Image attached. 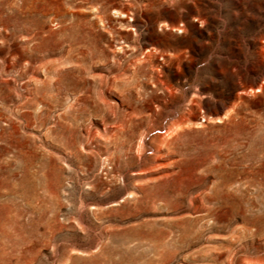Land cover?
I'll use <instances>...</instances> for the list:
<instances>
[{
	"label": "rangeland",
	"instance_id": "1",
	"mask_svg": "<svg viewBox=\"0 0 264 264\" xmlns=\"http://www.w3.org/2000/svg\"><path fill=\"white\" fill-rule=\"evenodd\" d=\"M263 38L264 0H0V264H264Z\"/></svg>",
	"mask_w": 264,
	"mask_h": 264
},
{
	"label": "bare ground",
	"instance_id": "2",
	"mask_svg": "<svg viewBox=\"0 0 264 264\" xmlns=\"http://www.w3.org/2000/svg\"><path fill=\"white\" fill-rule=\"evenodd\" d=\"M260 45L258 46V50H259V53H263L264 54V38L262 40L259 41ZM262 60V59H261ZM261 80V79H260ZM263 81H257L255 82L254 85H249V88L252 89L253 86H256L258 87V89L262 88L263 87ZM264 88V87H263ZM242 92L246 91V87H243L242 88ZM249 89V90H250ZM257 89V88H256ZM239 94V93H238ZM239 96V95H238ZM218 118V117H217ZM157 133V132H156ZM139 142V141H138Z\"/></svg>",
	"mask_w": 264,
	"mask_h": 264
}]
</instances>
